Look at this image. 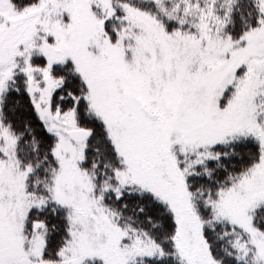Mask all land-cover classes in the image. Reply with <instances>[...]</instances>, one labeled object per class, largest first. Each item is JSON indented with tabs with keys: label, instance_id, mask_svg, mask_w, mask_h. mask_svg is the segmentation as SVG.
Returning a JSON list of instances; mask_svg holds the SVG:
<instances>
[{
	"label": "snow or ice",
	"instance_id": "obj_1",
	"mask_svg": "<svg viewBox=\"0 0 264 264\" xmlns=\"http://www.w3.org/2000/svg\"><path fill=\"white\" fill-rule=\"evenodd\" d=\"M0 264H264V0H0Z\"/></svg>",
	"mask_w": 264,
	"mask_h": 264
}]
</instances>
